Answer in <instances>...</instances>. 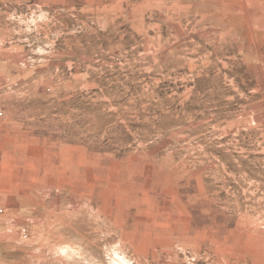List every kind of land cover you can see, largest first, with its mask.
Listing matches in <instances>:
<instances>
[{"label":"rangeland","instance_id":"rangeland-1","mask_svg":"<svg viewBox=\"0 0 264 264\" xmlns=\"http://www.w3.org/2000/svg\"><path fill=\"white\" fill-rule=\"evenodd\" d=\"M3 264H264V0H0Z\"/></svg>","mask_w":264,"mask_h":264},{"label":"crops","instance_id":"crops-1","mask_svg":"<svg viewBox=\"0 0 264 264\" xmlns=\"http://www.w3.org/2000/svg\"><path fill=\"white\" fill-rule=\"evenodd\" d=\"M0 264H3L2 260H0Z\"/></svg>","mask_w":264,"mask_h":264}]
</instances>
